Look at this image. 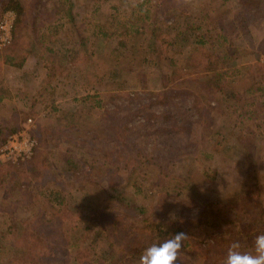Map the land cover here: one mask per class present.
Instances as JSON below:
<instances>
[{
    "label": "rangeland",
    "instance_id": "1",
    "mask_svg": "<svg viewBox=\"0 0 264 264\" xmlns=\"http://www.w3.org/2000/svg\"><path fill=\"white\" fill-rule=\"evenodd\" d=\"M19 1L24 13L16 25V12L5 10L4 0H0V18L7 11L15 13L12 42L0 49V122H9L10 127L19 128L18 132H29L36 141L38 179L30 182V188L68 186L69 204H91L96 209L97 223L106 209L107 214L118 217L130 213L119 203L108 202V194L119 196L132 209L133 206L149 209L169 191L167 196L179 198L169 203L170 208L162 214L166 221L158 222L156 227L161 234L181 224L180 200L190 197L201 210L205 209L206 216L196 219L195 215L202 211L193 210V219L185 227L193 245L190 251L186 248L181 254L189 264H202L208 253V249L204 251L207 242L212 243L222 230L232 231L234 226L230 220H234V215L240 216L245 211L250 216L257 214L256 184L264 205V109L258 95H248L249 90L256 89L255 78L264 68V0H106L96 11L94 0ZM153 24L163 58L159 65L155 64L150 42ZM114 25L120 28L113 29ZM130 26L138 31H129ZM248 30L256 43L254 48L245 38ZM101 32H108L111 37L102 39ZM79 34L86 38V52L92 60L90 75L96 76L92 83L87 82V75L77 76L75 70L67 74L65 65L58 64L62 56L67 58L79 50ZM220 35L229 39L225 45L230 50L246 48L261 56L257 62L253 55L242 57L236 51V59L228 64L238 70L229 87L239 96V102L225 94H214L212 99L200 97L190 112L196 122L190 125L194 130L191 142L196 144L195 148L186 149L167 168L159 161L150 164L132 158L125 160L124 165L111 160L106 164L98 159L99 175L90 170L97 162L98 150H91L92 144L85 143V133H100L102 106H113L109 97L121 92L165 90L172 86L170 79L161 76L162 73L171 75L173 68L169 60H182L197 40L203 42L201 46L207 52L218 51L222 42ZM98 41L104 45L103 50L97 49ZM34 50L37 56L32 54ZM23 52L27 57L21 68L4 61L11 56L15 59L13 64H19ZM56 61L54 66L50 64ZM51 67L58 77L50 80L54 74ZM67 75L70 77L65 80ZM185 86L177 84L178 88ZM164 99L167 105L168 97L165 95ZM53 127L62 132H56ZM44 131L58 136L44 140L41 138ZM240 138L250 144L251 156L257 155L252 164L244 159ZM33 156L17 164L0 161L5 164L3 167L0 163V182H3L0 185V264H16L7 229L16 230L14 242L19 245L25 223L35 213L30 207L27 209L26 203L21 207L22 196L15 193L20 188L14 182L28 168ZM81 167L82 172L78 171ZM162 171H167L169 180H164ZM28 182L22 179L19 184L26 186ZM88 228L85 253L93 258L106 256L110 248L103 232H97V226ZM52 253V246L47 245L43 260L50 261ZM129 255L121 264H139L137 258L141 255ZM82 261L83 257H79L78 262Z\"/></svg>",
    "mask_w": 264,
    "mask_h": 264
},
{
    "label": "trees",
    "instance_id": "2",
    "mask_svg": "<svg viewBox=\"0 0 264 264\" xmlns=\"http://www.w3.org/2000/svg\"><path fill=\"white\" fill-rule=\"evenodd\" d=\"M105 1L94 0L96 6L94 11L98 9V5L105 3ZM69 5L72 6L71 3ZM4 9L15 11L17 17L16 25L19 24L20 18L24 13L20 1L4 0ZM244 22L246 27H249L248 20L245 19ZM116 28L120 27L114 25L113 29ZM129 31L137 32L138 29L130 26ZM12 32L15 34V29H12ZM150 35L152 36L150 41L152 50L154 49L152 54H155V64L159 65L163 63V58H161V52H159L156 44L159 36L155 31L154 24L151 26ZM100 37L104 39L111 36L108 32H101ZM79 38V50L67 58L62 56L58 64L65 65L67 74L75 70L77 76L87 75V82L92 83L96 76L90 75L93 72V65L91 58L86 52V38H83L81 34H79ZM245 38L248 39L249 45L254 48L256 43L249 30ZM220 39L222 42H220L218 51L207 52L201 46L203 42L197 40L195 42L196 45L191 46L189 51L185 52L186 56L182 60L170 59V66L173 68L171 75L161 74L163 79H170L169 81L172 84L170 87L165 86L167 87L165 90L158 92L136 91L132 94L121 92L116 97L113 95L109 97V102L113 101V106H110V104L109 106L107 104L102 106L103 111L99 116L98 125L100 133H85L87 138L85 143L92 144L91 150H98L96 154L97 162L90 166V170L95 171L98 176L97 163L99 160L102 159L106 164L107 161L111 160L124 165L125 160L132 158L135 161L140 160L141 163L147 161L152 164L154 161H159L161 166L167 168L181 153L186 152V149L195 148L196 144L191 142V133L194 131L191 126L194 125L193 123L196 124V122L192 119L190 112L195 108L200 97L212 99L214 94H225L228 98L234 99V102H239V96L231 91L229 87L230 81L238 75V70L232 67V64L231 66H228V64L236 59L234 57L236 51H238L236 54L242 57L253 55L257 62H259L261 56L259 52L250 51L246 48L230 50V47L225 45L229 39L223 35H220ZM97 49H104L102 42H97ZM32 54L38 55L35 50ZM26 57L27 54L24 55V52L20 53L19 64H13L15 59L11 56H8L4 61L9 63L10 66L21 68ZM56 63L57 61L50 62L52 66ZM57 69L59 68L57 67ZM51 70L54 74H52L50 80L58 77L55 69L51 67ZM69 77L70 75L64 76V79L67 80ZM255 80H258L256 81L257 87L249 90L248 95H258L262 99L261 105L264 109V68L262 74ZM175 83L186 85L187 88H178ZM193 89H196V92ZM165 95L168 97L167 105H165L164 101ZM1 99L2 96H0ZM117 100L120 102L118 103ZM191 103L194 105L191 106ZM9 124V122L5 121L0 122V147L10 135L17 133L19 130V128L10 127ZM51 129L55 130L56 128L53 127ZM119 130L123 131L124 134L119 132ZM56 132H62V130L56 129ZM56 136H58V133H53L52 135L49 131H44L41 138L44 137V140L50 141L51 139H56ZM238 141L245 152V161L252 164L257 159V155L251 156L248 142H245L242 138ZM147 147L149 150H147ZM35 152L36 150H34L32 160L28 162V168L24 169L15 181L13 180L16 187L20 188V192L15 190V193L22 196L21 207L26 203L27 209L30 207L35 211L34 215L25 223L19 245L14 242L16 230L12 227L7 229L12 239L11 246L13 247L16 264H106L107 262L108 264L117 262L121 264V262L124 263L127 258H130V253H135L137 256L142 255L143 251L151 244L169 238L170 235L177 232L183 231L189 235L185 227L187 226V221L193 219L191 217L193 210L200 209L202 211L201 214L195 215L198 216L196 219L205 218L206 216L203 213L205 209L201 210V206L196 204L190 197L184 198L189 203L181 199V224L173 226L169 233L164 232L161 234L159 230H156L157 224L158 222L163 224L166 221L163 219L164 216L162 214L170 208L169 203H175L179 197H169L167 196L169 191H167V195H161L155 205L149 209L133 206V210L131 204H127L119 196L108 194V199L110 200L108 202L119 203L126 211L129 209L130 213L128 215L122 214L118 217L107 214L108 210L106 209L103 210L104 215L102 214L101 220L99 219L100 221L97 223V220H95L98 218L95 213L96 209L91 204L85 205L82 202H73V206L69 204L70 190L67 189L68 186H47L48 188L43 190L37 187L34 189L32 188L33 186L30 188V182L38 179L39 170L37 164L39 160ZM69 164L72 167L71 162L67 163V165ZM2 165L3 167L5 166V164ZM155 165L157 166L156 162ZM106 169H109V166ZM78 171L82 172V167ZM167 171L161 172V174L165 173L163 174L165 175L164 180H169ZM16 173L14 174L16 175ZM3 176H5V173H3ZM171 177L170 182L172 181ZM22 179L24 181L29 180L28 183H25L26 186L19 184ZM160 182H163V180ZM2 183L0 182V185ZM156 186H159L157 182ZM11 187H13V184ZM255 190L258 191V196L255 198L257 214L250 216L251 214L245 211L240 216L234 215V220H230V224L234 226L232 227L233 230H222L221 234L216 236L217 238L215 237L212 243L207 242V248L204 251L208 249V253L206 252L207 256L202 264H223L229 245L233 241L241 243L242 247L240 250L242 252L252 250L256 235L264 233V205L259 197L260 188H258V184L255 185ZM130 215H132L131 218L129 217ZM244 215L246 216L244 217ZM90 226H97L99 227L97 232H103L110 248L106 256L101 255L93 258L88 252L85 253L88 249L85 242L87 233L90 231L88 227ZM96 236L93 240L96 239ZM47 245L52 246L53 253L51 260L45 262L42 253ZM191 245H193V240L189 238L185 240L182 252L186 248H189L187 251H190ZM79 257H83L81 263L78 262ZM131 257L134 258L133 255ZM137 259H139V256ZM179 261L180 264H189V261L182 254L179 257Z\"/></svg>",
    "mask_w": 264,
    "mask_h": 264
},
{
    "label": "clouds",
    "instance_id": "3",
    "mask_svg": "<svg viewBox=\"0 0 264 264\" xmlns=\"http://www.w3.org/2000/svg\"><path fill=\"white\" fill-rule=\"evenodd\" d=\"M188 238L189 235L181 231L151 244L139 257V264H180L179 257ZM241 247L239 241H233L223 264H264V233L256 235L251 251L242 252Z\"/></svg>",
    "mask_w": 264,
    "mask_h": 264
},
{
    "label": "built area",
    "instance_id": "4",
    "mask_svg": "<svg viewBox=\"0 0 264 264\" xmlns=\"http://www.w3.org/2000/svg\"><path fill=\"white\" fill-rule=\"evenodd\" d=\"M15 21V13L7 11L0 18V49L9 46L13 39L12 29ZM31 120H28L30 123ZM36 141L29 132L21 130L10 135L0 147V161L8 164H17L33 156Z\"/></svg>",
    "mask_w": 264,
    "mask_h": 264
}]
</instances>
